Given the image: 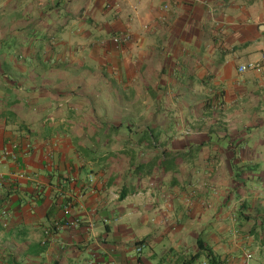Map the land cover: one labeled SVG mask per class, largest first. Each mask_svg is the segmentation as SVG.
<instances>
[{
	"label": "crops",
	"instance_id": "1",
	"mask_svg": "<svg viewBox=\"0 0 264 264\" xmlns=\"http://www.w3.org/2000/svg\"><path fill=\"white\" fill-rule=\"evenodd\" d=\"M9 142L0 264H264V0H0Z\"/></svg>",
	"mask_w": 264,
	"mask_h": 264
},
{
	"label": "built area",
	"instance_id": "2",
	"mask_svg": "<svg viewBox=\"0 0 264 264\" xmlns=\"http://www.w3.org/2000/svg\"><path fill=\"white\" fill-rule=\"evenodd\" d=\"M128 40H129V35L128 34H123V35L116 36V37L112 38V42L115 45L124 44ZM258 69H259L258 64H256V63H248V64H245V65H241L238 68V71L242 73V72H245V71H248V70H258ZM18 151H19L18 143L9 142L8 145H6L3 148V150L1 151L0 162H6V161L14 162V161H16L18 159ZM0 178H1V175H0ZM70 206H71L70 203H67L64 206L65 211H68L70 209ZM60 227H61V225L59 224V222H54L53 223V229L54 230H58V229H60ZM44 234H45L46 237H49L51 235L49 230H46L44 232ZM44 243H45V241L43 242V244ZM136 251L140 252V247H137Z\"/></svg>",
	"mask_w": 264,
	"mask_h": 264
},
{
	"label": "trees",
	"instance_id": "3",
	"mask_svg": "<svg viewBox=\"0 0 264 264\" xmlns=\"http://www.w3.org/2000/svg\"><path fill=\"white\" fill-rule=\"evenodd\" d=\"M222 1L227 3V2L230 1V0H222ZM67 203H70V202H67ZM67 203H66V204H67ZM66 204H65V205H66ZM70 205H71V204H70ZM141 243H142V242H139V243L137 244L138 247L141 245ZM201 245H202V244H201V241L198 240L199 251L205 255V258L207 259L208 264H221L219 258H218L217 256H215V255L213 254V252H212L209 248H201Z\"/></svg>",
	"mask_w": 264,
	"mask_h": 264
}]
</instances>
